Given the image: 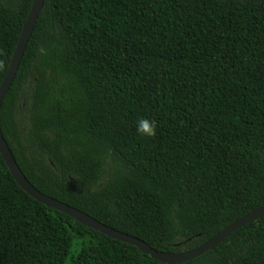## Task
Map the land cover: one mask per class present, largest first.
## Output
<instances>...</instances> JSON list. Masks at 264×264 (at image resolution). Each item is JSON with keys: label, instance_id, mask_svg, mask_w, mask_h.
<instances>
[{"label": "trees", "instance_id": "trees-1", "mask_svg": "<svg viewBox=\"0 0 264 264\" xmlns=\"http://www.w3.org/2000/svg\"><path fill=\"white\" fill-rule=\"evenodd\" d=\"M33 1L0 0V86ZM0 126L41 193L197 249L264 206V3L44 0ZM0 264L163 263L32 198L0 153ZM182 264H264V217Z\"/></svg>", "mask_w": 264, "mask_h": 264}, {"label": "water", "instance_id": "water-1", "mask_svg": "<svg viewBox=\"0 0 264 264\" xmlns=\"http://www.w3.org/2000/svg\"><path fill=\"white\" fill-rule=\"evenodd\" d=\"M44 7V0H34L27 20L24 24L23 30L19 37L15 52L13 54L10 67L7 71L6 77L0 86V107L3 99L6 94L9 92L16 74L18 72L21 60L23 58L24 52L27 48L29 40L34 32L36 23L38 21L39 15ZM0 153L3 156L4 161L6 162L10 172L17 181V183L27 192L32 198L40 202L41 204L52 208L58 212H61L67 216H70L75 221L79 222L83 226H86L98 233L103 234L113 240L123 242L138 248L143 254L149 255L154 260H157L163 264H182L188 261H192L196 258L201 257L208 251L212 250L218 244L222 243L229 236L243 228L244 226L256 222L260 218L264 217V206L255 210L254 212L242 217L241 219L235 221L223 231H221L217 236L212 238L210 241L200 246L197 249H194L189 252L174 254L167 252H159L151 248L144 241L135 238L131 235L117 231L111 227H108L96 219L92 218L88 214L71 207L65 203H62L58 200H55L51 197L46 196L45 194L38 191L24 176L19 166L17 165L11 150L7 142L5 141L1 126H0Z\"/></svg>", "mask_w": 264, "mask_h": 264}, {"label": "clouds", "instance_id": "clouds-1", "mask_svg": "<svg viewBox=\"0 0 264 264\" xmlns=\"http://www.w3.org/2000/svg\"><path fill=\"white\" fill-rule=\"evenodd\" d=\"M157 126L153 120L141 117L136 121V133L138 136L151 138L156 135Z\"/></svg>", "mask_w": 264, "mask_h": 264}, {"label": "rangeland", "instance_id": "rangeland-1", "mask_svg": "<svg viewBox=\"0 0 264 264\" xmlns=\"http://www.w3.org/2000/svg\"><path fill=\"white\" fill-rule=\"evenodd\" d=\"M238 2H241V3H253V2H256V1H262L264 3V0H236Z\"/></svg>", "mask_w": 264, "mask_h": 264}]
</instances>
